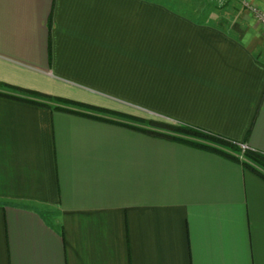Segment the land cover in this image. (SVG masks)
I'll return each instance as SVG.
<instances>
[{
	"label": "crops",
	"instance_id": "crops-1",
	"mask_svg": "<svg viewBox=\"0 0 264 264\" xmlns=\"http://www.w3.org/2000/svg\"><path fill=\"white\" fill-rule=\"evenodd\" d=\"M246 11L219 25L159 0H0V82L264 153V29ZM0 264H264V178L0 96Z\"/></svg>",
	"mask_w": 264,
	"mask_h": 264
},
{
	"label": "trees",
	"instance_id": "trees-1",
	"mask_svg": "<svg viewBox=\"0 0 264 264\" xmlns=\"http://www.w3.org/2000/svg\"><path fill=\"white\" fill-rule=\"evenodd\" d=\"M0 96L52 110L107 121L141 131L150 136L168 138L192 147L214 152L227 159L241 163L245 168L264 178V153L251 148L243 150L240 142L186 123L136 116L5 82H0Z\"/></svg>",
	"mask_w": 264,
	"mask_h": 264
},
{
	"label": "rangeland",
	"instance_id": "rangeland-1",
	"mask_svg": "<svg viewBox=\"0 0 264 264\" xmlns=\"http://www.w3.org/2000/svg\"><path fill=\"white\" fill-rule=\"evenodd\" d=\"M170 3L174 7L188 11L194 19L201 21H214L219 25H229L234 21L241 20L240 13L247 10L250 20L264 29V24L256 17L254 9L264 11L262 5L255 0H159ZM246 17V15L244 16ZM13 85V84H12ZM16 86V85H15ZM20 87V86H19ZM24 88V87H23ZM141 117L163 119L159 116L143 112Z\"/></svg>",
	"mask_w": 264,
	"mask_h": 264
},
{
	"label": "built area",
	"instance_id": "built-area-1",
	"mask_svg": "<svg viewBox=\"0 0 264 264\" xmlns=\"http://www.w3.org/2000/svg\"><path fill=\"white\" fill-rule=\"evenodd\" d=\"M254 11H255V14H256V17L258 18V20L264 24V11L260 12V10H257V9H254ZM241 146H242L243 150H246L247 148H249L245 144H242Z\"/></svg>",
	"mask_w": 264,
	"mask_h": 264
}]
</instances>
